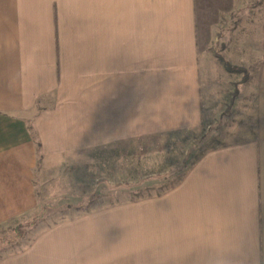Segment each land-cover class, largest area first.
Returning a JSON list of instances; mask_svg holds the SVG:
<instances>
[{"label": "crops", "instance_id": "crops-1", "mask_svg": "<svg viewBox=\"0 0 264 264\" xmlns=\"http://www.w3.org/2000/svg\"><path fill=\"white\" fill-rule=\"evenodd\" d=\"M246 3L0 0V225L37 207L39 162L54 177L110 156L128 180L139 140L219 116L241 73L208 52L218 32L254 103L252 132L200 155L156 208L74 214L0 264H264V1Z\"/></svg>", "mask_w": 264, "mask_h": 264}, {"label": "rangeland", "instance_id": "rangeland-1", "mask_svg": "<svg viewBox=\"0 0 264 264\" xmlns=\"http://www.w3.org/2000/svg\"><path fill=\"white\" fill-rule=\"evenodd\" d=\"M263 1L247 0L246 4L261 10ZM209 9L212 11L210 4ZM227 26L232 27V21L224 24L226 29ZM220 36L221 32H218L216 42L210 37L209 53L213 50L215 54L221 55ZM239 73L240 82H235L238 96H235L237 99L234 97L229 111L226 108L230 99L224 104L225 109L219 116L205 122L195 132L152 135L135 143L132 176L128 180H123L125 176H121V168L118 167L117 174L110 167L108 154V157H103L101 171L90 164L80 169L74 166L64 169L54 167V177L41 173L39 162L35 172L39 189L38 205L31 213L0 225V256L8 249L12 251L25 247L40 229L74 214L82 215L96 208L115 205L156 208L159 190L177 184L200 155L213 148L241 141L242 134L252 132L253 89L247 83L250 72L247 70L248 77L245 80L243 73ZM251 74H255L254 68ZM234 88L235 85L232 91ZM231 92L227 96L231 97ZM46 178L47 181H43Z\"/></svg>", "mask_w": 264, "mask_h": 264}, {"label": "trees", "instance_id": "trees-1", "mask_svg": "<svg viewBox=\"0 0 264 264\" xmlns=\"http://www.w3.org/2000/svg\"><path fill=\"white\" fill-rule=\"evenodd\" d=\"M217 58L219 59V61H221V63L223 64L224 68L227 70V71H236V72H242L243 73V80H245L248 76H247V70L246 68L242 67V66H237V65H233L231 64L230 62H228L226 59H224L221 55H217ZM240 82V81H239ZM236 85L235 84V88L234 90L231 92V97H230V102H229V105L227 106V110L226 111H229V108H230V105L232 104L233 102V99L234 97L237 95V88H236ZM29 129L31 130L32 134H33V137H34V133H33V130H32V126L29 125ZM39 147H40V144L37 142V150H39ZM40 156V155H39Z\"/></svg>", "mask_w": 264, "mask_h": 264}]
</instances>
